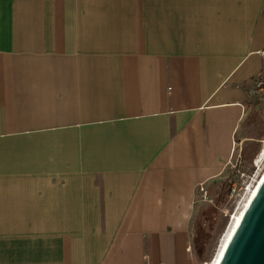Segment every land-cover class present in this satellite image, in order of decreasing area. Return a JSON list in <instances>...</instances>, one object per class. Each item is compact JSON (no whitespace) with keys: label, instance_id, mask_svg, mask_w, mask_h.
Masks as SVG:
<instances>
[{"label":"crops","instance_id":"obj_1","mask_svg":"<svg viewBox=\"0 0 264 264\" xmlns=\"http://www.w3.org/2000/svg\"><path fill=\"white\" fill-rule=\"evenodd\" d=\"M263 51L264 0H0V264H195Z\"/></svg>","mask_w":264,"mask_h":264},{"label":"rangeland","instance_id":"obj_2","mask_svg":"<svg viewBox=\"0 0 264 264\" xmlns=\"http://www.w3.org/2000/svg\"><path fill=\"white\" fill-rule=\"evenodd\" d=\"M252 100V107L236 137L231 163L216 179L203 186L208 193L206 201L200 187L196 189L191 240V256L195 264L212 262L234 216L243 209L264 174V90L254 95ZM196 233H199L200 243L208 239L201 257L200 250L194 245Z\"/></svg>","mask_w":264,"mask_h":264},{"label":"water","instance_id":"obj_3","mask_svg":"<svg viewBox=\"0 0 264 264\" xmlns=\"http://www.w3.org/2000/svg\"><path fill=\"white\" fill-rule=\"evenodd\" d=\"M220 264H264V178L250 199Z\"/></svg>","mask_w":264,"mask_h":264},{"label":"bare ground","instance_id":"obj_4","mask_svg":"<svg viewBox=\"0 0 264 264\" xmlns=\"http://www.w3.org/2000/svg\"><path fill=\"white\" fill-rule=\"evenodd\" d=\"M263 178H264V174L260 177L258 183L256 184V186L252 190L251 195H250L249 199L247 200L243 209L240 211L239 214L234 216L233 222H232L230 228L228 229V231H227V233H226V235L222 241V244L220 245L219 251L217 252L216 256L214 257V259L212 260V262L210 264H220L221 259H222L223 255H224V253L228 247V244H229V242H230V240H231V238H232V236H233V234H234V232H235V230H236V228H237V226H238V224H239V222H240V220H241V218H242V216H243V214H244V212H245V210H246V208L250 202V199L254 195L255 191L257 190V188L260 185Z\"/></svg>","mask_w":264,"mask_h":264},{"label":"built area","instance_id":"obj_5","mask_svg":"<svg viewBox=\"0 0 264 264\" xmlns=\"http://www.w3.org/2000/svg\"><path fill=\"white\" fill-rule=\"evenodd\" d=\"M261 55H262V57L264 59V51L261 53ZM257 83H258V89L259 90H264V79H263V77L261 79H259ZM200 191H201L202 197L206 201L208 193L206 192V190H205V188L203 186L200 187Z\"/></svg>","mask_w":264,"mask_h":264},{"label":"trees","instance_id":"obj_6","mask_svg":"<svg viewBox=\"0 0 264 264\" xmlns=\"http://www.w3.org/2000/svg\"><path fill=\"white\" fill-rule=\"evenodd\" d=\"M199 228V230L201 231L202 229H201V227L200 226H198ZM199 230H197L199 233H200V231ZM199 233H196L197 234V237H196V239H195V241H194V245H195V247H197L199 250H200V253H199V255H200V257L202 256V254L204 253V251H205V246H206V244H208V239H206V242H204V243H200V241L198 240V235H199ZM194 237V236H193Z\"/></svg>","mask_w":264,"mask_h":264}]
</instances>
